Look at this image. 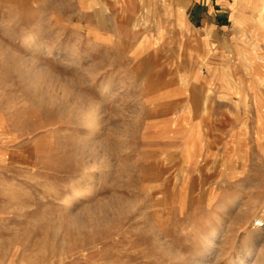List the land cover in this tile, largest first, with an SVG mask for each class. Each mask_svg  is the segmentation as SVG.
Returning a JSON list of instances; mask_svg holds the SVG:
<instances>
[{
  "label": "rangeland",
  "instance_id": "obj_1",
  "mask_svg": "<svg viewBox=\"0 0 264 264\" xmlns=\"http://www.w3.org/2000/svg\"><path fill=\"white\" fill-rule=\"evenodd\" d=\"M233 11L0 0V264H264V50Z\"/></svg>",
  "mask_w": 264,
  "mask_h": 264
},
{
  "label": "crops",
  "instance_id": "obj_2",
  "mask_svg": "<svg viewBox=\"0 0 264 264\" xmlns=\"http://www.w3.org/2000/svg\"><path fill=\"white\" fill-rule=\"evenodd\" d=\"M233 8V17L236 21L242 18L243 25H240V30L249 33L254 27V31L258 34V39H261L264 50V0H211V11L215 19L226 18L227 10ZM244 13L242 14V11ZM219 25L211 24V52H215L216 43L223 44L226 53L235 50L236 44L231 38L222 40L219 33ZM219 50V49H218Z\"/></svg>",
  "mask_w": 264,
  "mask_h": 264
},
{
  "label": "bare ground",
  "instance_id": "obj_3",
  "mask_svg": "<svg viewBox=\"0 0 264 264\" xmlns=\"http://www.w3.org/2000/svg\"><path fill=\"white\" fill-rule=\"evenodd\" d=\"M91 157V156H90ZM83 197V194L81 193V192H79V194H78V198H82ZM67 203V207H70L71 206V201L69 200V201H67L66 202ZM119 215V214H118ZM258 223H263L262 225H264V222L263 221H261V220H258ZM261 225V226H262ZM158 233V232H157Z\"/></svg>",
  "mask_w": 264,
  "mask_h": 264
}]
</instances>
